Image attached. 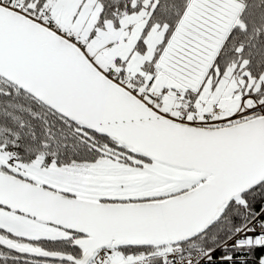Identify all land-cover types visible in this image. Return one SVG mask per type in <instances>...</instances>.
<instances>
[{
  "label": "snow or ice",
  "instance_id": "6c2138e0",
  "mask_svg": "<svg viewBox=\"0 0 264 264\" xmlns=\"http://www.w3.org/2000/svg\"><path fill=\"white\" fill-rule=\"evenodd\" d=\"M0 264H264V0H0Z\"/></svg>",
  "mask_w": 264,
  "mask_h": 264
}]
</instances>
